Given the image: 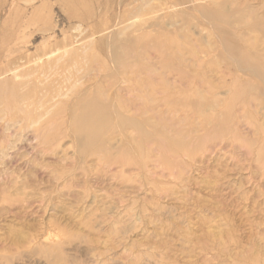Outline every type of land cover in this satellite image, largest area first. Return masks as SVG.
Listing matches in <instances>:
<instances>
[{"label":"rangeland","instance_id":"1","mask_svg":"<svg viewBox=\"0 0 264 264\" xmlns=\"http://www.w3.org/2000/svg\"><path fill=\"white\" fill-rule=\"evenodd\" d=\"M0 264H264V0H0Z\"/></svg>","mask_w":264,"mask_h":264}]
</instances>
